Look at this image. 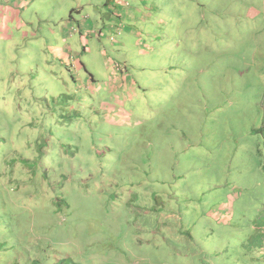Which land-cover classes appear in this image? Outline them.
<instances>
[{
  "label": "rangeland",
  "instance_id": "374dc122",
  "mask_svg": "<svg viewBox=\"0 0 264 264\" xmlns=\"http://www.w3.org/2000/svg\"><path fill=\"white\" fill-rule=\"evenodd\" d=\"M4 1L0 264H264V0Z\"/></svg>",
  "mask_w": 264,
  "mask_h": 264
},
{
  "label": "trees",
  "instance_id": "16d2710c",
  "mask_svg": "<svg viewBox=\"0 0 264 264\" xmlns=\"http://www.w3.org/2000/svg\"><path fill=\"white\" fill-rule=\"evenodd\" d=\"M63 65L66 67V69L68 70V72H69V80H71L72 82H73V84H75L76 82H78V78H76V74H75V72H74V70H73V66L71 65V63L70 62H68V64H66V63H63ZM74 72V73H73ZM20 81H22L23 82V84L25 85V79L24 78H22ZM28 81V80H27ZM27 81H26V83H27ZM75 86H76V84H75ZM29 87V86H28ZM78 87H81V86H78ZM9 88L11 89L12 88V86H9ZM55 88L56 87H50V88H46V91H51V96H50V98H52L53 100H55V98L56 97H58L59 95H60V93L59 92H56V90H55ZM66 89L64 90V92H62V95H63V97H67V99H68V95H66L67 93H66V90H69L70 89V86H69V84H68V86H66L65 87ZM84 88V87H83ZM76 89H77V87H76ZM30 90H32V88H30ZM43 89H41V91H42ZM88 90V89H87ZM45 91V90H44ZM94 91V90H93ZM27 99L29 98V97H26ZM25 98V99H26ZM36 98H41V97H36ZM11 100L8 98L7 99V97L4 95V96H2V100L0 101V104L1 105H5L4 106V108H2V109H4V111H2V113H7V114H17V111L15 110V104L11 101ZM44 101H46V104H47V106H49L48 105V102H47V100H44ZM63 101H66V99H63ZM38 103V102H37ZM66 103H68V100L66 101ZM40 106L42 107V108H45V107H43L44 106V104L43 103H40ZM26 107V106H25ZM27 109H29V107H27L26 109L24 108V110L23 111H21V110H19V112H18V114L20 113V115H25V116H30V115H36V114H38L39 113V111L41 110L40 108H38L37 107V109H36V111L34 110V111H29V110H27ZM63 116V115H62ZM64 118H65V116H63ZM74 117V119H75V117H76V114H75V116L73 115V114H71L70 115V118H73ZM67 118V117H66ZM68 119H69V117H68ZM13 124L15 125V122L13 121ZM65 126V125H64ZM66 127V126H65ZM42 128H44V125H42ZM41 127H40V129H42ZM62 129H64L63 127H62ZM19 171H22V168H20V170ZM249 219H250V221H253L254 223L253 224H251V225H249V226H247L246 227V229L247 230H250V231H253V232H259V235H261V237L259 238V240H258V242H260L261 244H264V211H263V213L261 214L260 213V217L259 218H252L251 216H249ZM175 231L176 232H174V236H173V238H177V237H179L180 235H178L177 234V229H175ZM177 240V239H176ZM25 264H46V263H39V262H35V260L34 259H32L31 260V262H28V263H25Z\"/></svg>",
  "mask_w": 264,
  "mask_h": 264
},
{
  "label": "crops",
  "instance_id": "0c3cea01",
  "mask_svg": "<svg viewBox=\"0 0 264 264\" xmlns=\"http://www.w3.org/2000/svg\"><path fill=\"white\" fill-rule=\"evenodd\" d=\"M5 1H7V3H11V1L13 2V4L11 3V6H10V8H14L15 10H17V11H19L20 9V11H19V13H20V15L19 16H21L22 18H23V13H21L22 11L24 12V11H28L27 9L28 8H30L31 7V5H32V2H34V0H5ZM5 1L3 2V3H5ZM3 3H1V5L3 4ZM66 7H70L69 6V4H66ZM12 8V9H13ZM74 8H71V10H73ZM77 10V9H76ZM122 11H126L127 13H125V14H127L128 16H127V18L128 19H132V17H135L134 16V13L135 12H138V8H135V7H133V6H131V7H127V6H124V8L122 9ZM119 13H120V11H119ZM115 15V14H114ZM68 17H70L72 20H74L73 19V16H72V13H69V15H68ZM71 19H67V20H65V21H63L62 23H64V24H72V23H75L74 21H72ZM59 21H62V18L59 20ZM120 20H116V23L117 22H119ZM21 22H24V23H29V21H21ZM110 23V22H109ZM80 26L81 27H84V28H87V30H89L88 29V27H91V25L90 24H86V23H83V21H81V23H80ZM86 26H88V27H86ZM109 29L111 30V29H113V30H116L117 28H112V26L109 24ZM74 43H76V41H74ZM77 44V43H76ZM85 51V50H84ZM68 54V53H67ZM79 54H81V53H77V56H79ZM70 57H72L71 55H69ZM73 59V58H72ZM74 60V59H73ZM70 63H71V65L73 66V70H74V72H75V74H77L78 73V71H77V68H76V65H75V61H70ZM81 64H82V66H83V68H85L86 70V72L88 73V75H87V77L85 78L86 80H80L78 77H77V75H76V78H78L77 80H80L81 82H84V81H86V83L85 84H81V87H84L85 89H95L94 88V85L92 84L94 81H95V78H94V76L92 75V73L89 71V69H88V67H86V65L83 63V62H81ZM85 66V67H84ZM73 72V73H74ZM69 77V76H68ZM129 77V76H128ZM111 78H112V76H110L109 78H108V83L109 84H111L110 83V81H111ZM69 79V78H68ZM130 79L128 78L127 79V82L129 81ZM88 81V82H87ZM122 83H124V81L122 82Z\"/></svg>",
  "mask_w": 264,
  "mask_h": 264
},
{
  "label": "clouds",
  "instance_id": "9594fccd",
  "mask_svg": "<svg viewBox=\"0 0 264 264\" xmlns=\"http://www.w3.org/2000/svg\"><path fill=\"white\" fill-rule=\"evenodd\" d=\"M160 228H161V226H158L156 229L160 230ZM162 229L165 230L167 233L176 232L175 231L176 228L175 227H171V226H163Z\"/></svg>",
  "mask_w": 264,
  "mask_h": 264
}]
</instances>
